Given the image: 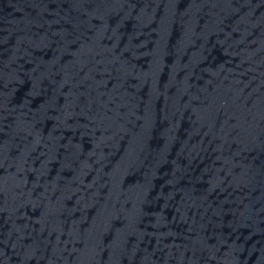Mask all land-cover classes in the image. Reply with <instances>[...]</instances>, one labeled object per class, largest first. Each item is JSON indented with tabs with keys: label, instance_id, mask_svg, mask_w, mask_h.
<instances>
[{
	"label": "water",
	"instance_id": "water-1",
	"mask_svg": "<svg viewBox=\"0 0 264 264\" xmlns=\"http://www.w3.org/2000/svg\"><path fill=\"white\" fill-rule=\"evenodd\" d=\"M0 264H264V0H0Z\"/></svg>",
	"mask_w": 264,
	"mask_h": 264
}]
</instances>
